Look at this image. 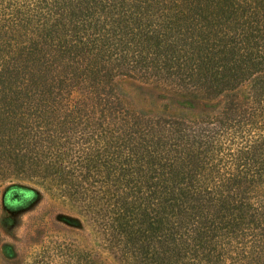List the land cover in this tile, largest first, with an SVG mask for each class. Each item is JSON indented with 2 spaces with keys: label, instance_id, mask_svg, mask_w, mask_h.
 Here are the masks:
<instances>
[{
  "label": "trees",
  "instance_id": "16d2710c",
  "mask_svg": "<svg viewBox=\"0 0 264 264\" xmlns=\"http://www.w3.org/2000/svg\"><path fill=\"white\" fill-rule=\"evenodd\" d=\"M120 77L224 97L223 118L131 113ZM15 179L87 203L123 264H264V0H0V182ZM36 196L9 185L3 203ZM55 244L32 264H102Z\"/></svg>",
  "mask_w": 264,
  "mask_h": 264
},
{
  "label": "rangeland",
  "instance_id": "374dc122",
  "mask_svg": "<svg viewBox=\"0 0 264 264\" xmlns=\"http://www.w3.org/2000/svg\"><path fill=\"white\" fill-rule=\"evenodd\" d=\"M114 90L129 112L154 120L179 118L206 123L223 118L226 107L224 97L215 101L201 99L160 80L120 77ZM246 93V89L241 90L240 99ZM14 184L33 189L38 196L17 209H9L3 203V194ZM95 220L87 203L77 197L69 199L51 186L25 179L0 182V264H32L37 255L41 256L42 246L53 247L55 243L90 251L102 264H123L109 249L107 237L99 232ZM224 264L238 262L229 258Z\"/></svg>",
  "mask_w": 264,
  "mask_h": 264
}]
</instances>
